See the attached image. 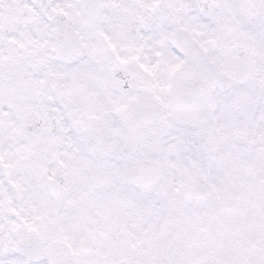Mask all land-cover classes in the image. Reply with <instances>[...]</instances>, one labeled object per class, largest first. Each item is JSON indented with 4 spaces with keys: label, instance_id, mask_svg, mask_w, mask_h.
Masks as SVG:
<instances>
[{
    "label": "snow or ice",
    "instance_id": "1",
    "mask_svg": "<svg viewBox=\"0 0 264 264\" xmlns=\"http://www.w3.org/2000/svg\"><path fill=\"white\" fill-rule=\"evenodd\" d=\"M0 264H264V0H0Z\"/></svg>",
    "mask_w": 264,
    "mask_h": 264
}]
</instances>
